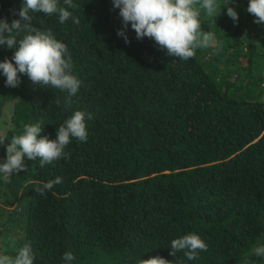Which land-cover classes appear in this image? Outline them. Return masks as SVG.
<instances>
[{
	"label": "trees",
	"instance_id": "trees-1",
	"mask_svg": "<svg viewBox=\"0 0 264 264\" xmlns=\"http://www.w3.org/2000/svg\"><path fill=\"white\" fill-rule=\"evenodd\" d=\"M216 3V15H199L215 42L186 62L138 40L130 24L125 30L113 0H73L72 8L58 0L71 13L63 24L58 13L30 12L33 28L50 29L67 46L80 88L69 106L66 92L26 74L6 87L0 72V163L25 124L38 122V138L55 140L76 111L92 119L87 141L72 138L52 164L25 157V171L7 181L0 175V254L15 256L27 243L34 264H65L68 251L72 264L157 256L171 264H264L252 252L264 245V24L247 12L249 0ZM22 4L0 0V20L20 19ZM14 51L0 47V62ZM57 177L61 183L37 194ZM191 233L207 251L194 260L170 255L171 241Z\"/></svg>",
	"mask_w": 264,
	"mask_h": 264
},
{
	"label": "clouds",
	"instance_id": "clouds-1",
	"mask_svg": "<svg viewBox=\"0 0 264 264\" xmlns=\"http://www.w3.org/2000/svg\"><path fill=\"white\" fill-rule=\"evenodd\" d=\"M64 3L68 8L76 7L73 0H64ZM113 6L119 9L125 30L130 24L138 40L150 38L160 49L166 50L169 56L178 57L181 61L193 58L195 49L208 48L215 42L212 32L205 33L201 30L199 15L200 9L205 10L209 17L216 15V0H113ZM226 8L227 15L234 23L238 22L235 8ZM30 12L49 16L58 13L61 24L71 16L66 8L58 7V0H23L18 12L20 19L13 20L11 24L6 19L0 20V47L15 49L11 60L0 62V72L6 77L5 86L18 87L21 83L18 74H26L37 85L66 92L68 95L65 104L70 106L72 97L80 88V81L71 74V56L67 53V46L59 42L50 29L45 32L33 28ZM247 12L256 18L254 23L264 24V0H249ZM72 19L74 23H79L78 18ZM125 30H119L117 35L124 38L127 44L130 41ZM21 31L27 34L17 41L16 35ZM86 118L92 119L91 114L76 111L58 127L55 140H49L47 136L38 138L43 130L38 122L25 124L23 134L13 136L6 148V159L0 163V175L7 181L13 174L25 171V157L30 161L39 159L40 167L52 164L65 155L64 150L72 138L86 142ZM3 142L0 141V144ZM61 182L62 179L57 177L38 186L35 191L43 195L46 190ZM170 249L172 256L184 251L188 260H194L198 258L200 251H207V245L197 234L191 233L173 239ZM252 252L257 257H264V245L254 247ZM62 259L65 264H72L75 257L68 251L63 254ZM0 264H34L31 245L26 243L18 249L15 256L0 254ZM140 264L171 262L157 256L141 259Z\"/></svg>",
	"mask_w": 264,
	"mask_h": 264
}]
</instances>
